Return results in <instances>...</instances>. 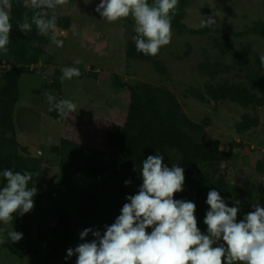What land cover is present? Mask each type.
Masks as SVG:
<instances>
[{"label": "trees", "instance_id": "1", "mask_svg": "<svg viewBox=\"0 0 264 264\" xmlns=\"http://www.w3.org/2000/svg\"><path fill=\"white\" fill-rule=\"evenodd\" d=\"M77 1L62 0L60 4H55V0H52L55 5L52 8L46 5L33 8L31 0H28L27 7L23 5V0H10L12 29L6 46L8 51H0V171L12 169L21 173H34L29 187L35 184L37 188L33 209L38 220L35 224L25 222L32 209L23 216L14 214L13 221L5 224L13 225L10 227L13 228L19 219L24 221L19 231L23 238L15 242V246H24L29 254L34 242L41 244L42 250L35 251L36 256H33L41 257L40 264H76V255L67 257V250L93 239L89 233L85 241H81L80 233L84 229L92 228L103 234L104 226H111L115 222L123 205L128 202L126 197L135 195L142 185V162L156 154L164 157L163 163L168 167L179 165L184 169L183 191L175 193L174 199L191 201L196 205L194 215L197 226L202 234H207L204 219L209 210L206 200L210 190L218 191L229 207L235 206L236 200L240 201V208L245 205L242 179L239 176L231 179L229 175L241 171L234 162L237 158L235 146L231 144L228 150H224L216 141L205 139L210 119L201 123L190 120L175 95L166 88L143 81L129 82L114 76V89L125 90L128 97L123 123L100 120L94 123V127L79 123L83 130L92 129L86 135L96 131L100 143L95 144L94 140L87 143L85 137L79 140L62 137L59 145L50 148L52 159L41 155L33 157L26 149L25 153L21 152L14 120L21 100V82L25 76L35 75L42 61L50 62L52 58L47 51L50 37L45 32H39L33 23V16L46 21L55 17V29L72 31L75 25L71 16L61 15L57 8L75 5ZM190 1L178 0L176 14L171 21L172 29L179 35H210L216 49L223 55L233 56L232 65L206 61L201 63L200 70L212 78L222 72L236 71L237 78L244 73L246 80L232 82L221 79L216 84L209 82L203 89H193V96L201 102L230 101L242 108L264 106V65L260 57L253 54L255 65L249 64L243 56L235 53L231 44L234 37L264 36V21L237 34H229L215 25L190 29L183 22ZM148 3L152 4L153 0H148ZM24 15H27L28 23L32 25L31 31L26 33L18 28ZM129 17L121 19L127 20ZM53 32L54 29L48 30V33ZM135 34L132 31L125 43L126 58L151 62L159 74H165L167 68L163 62L137 52L132 40ZM118 50L112 51V54H117ZM250 50L247 49L246 55L252 53ZM54 76L59 80L54 78L50 85L45 82L44 89L60 90L62 73L56 70ZM55 104L51 102L52 106ZM52 113L60 118V123L63 122L57 111L53 110ZM67 126L73 129L77 127L74 122ZM243 127L244 123L239 130ZM256 169L264 173V160L257 162ZM126 180L131 183L126 185ZM5 183L0 177V187ZM224 260L222 258V264Z\"/></svg>", "mask_w": 264, "mask_h": 264}, {"label": "rangeland", "instance_id": "2", "mask_svg": "<svg viewBox=\"0 0 264 264\" xmlns=\"http://www.w3.org/2000/svg\"><path fill=\"white\" fill-rule=\"evenodd\" d=\"M100 2L78 0L75 5L57 8L61 15L71 16L75 28L72 31L57 28L52 34L46 31L50 37L47 51L52 56L51 61H42L37 73L25 76L21 82V100L14 119L21 152L25 153L26 149L33 157L41 155L52 159L50 148L59 145L62 137L78 140L85 137L87 143L92 140L95 144L100 143L96 131L86 135L92 129L83 130L80 124L94 127V123L100 120L122 124L128 97L125 90L114 89L113 78L119 76L129 82L143 81L172 92L182 111L193 122L201 123L209 118L211 123L206 129L205 139L216 141L224 150H228L231 144L235 146L237 158L234 157V162L241 171L229 175L231 179L239 176L245 188V205L238 212L237 222L254 210L253 204L264 207V173L256 169L257 162L264 160V106L242 108L230 101L201 102L192 94L193 89H203L207 83L216 84L221 79L245 82L244 73L237 78L236 71L222 72L212 78L200 70L201 63L206 61L232 65L233 56L223 55L216 49L210 35H179L172 29L170 44L152 56L167 68L165 74H159L151 62L128 60L125 56V43L135 28L134 19L130 16L127 20L108 22L95 11ZM209 18L229 34L241 33L247 27L264 21V0H191L183 22L190 29H199L207 27L204 22ZM57 39L63 41L62 47L54 43ZM231 44L235 53L243 56L249 64L255 65L253 54L256 53L260 59L264 56V36L234 37ZM247 49L252 53L246 55ZM114 50H118L117 54H112ZM64 67H76L81 75L63 82L60 80V90L44 89L45 82L50 85L54 78L59 80L54 76L55 71L62 73ZM46 94L52 95L55 103L63 99L73 101L77 105L76 111L66 117L60 115L63 120L60 123V118L49 111V107L54 106L49 104ZM72 122L77 126L74 129L67 126ZM243 123V129L239 130ZM36 215L33 209L25 222L37 223ZM23 224L24 221L19 219L14 224L15 228H10L13 225L6 226L0 222V236L7 240V232H19ZM15 245L10 240L0 244V264L41 263V257H33L36 256L35 251L42 250L41 244L34 242L29 254L24 246L17 248Z\"/></svg>", "mask_w": 264, "mask_h": 264}, {"label": "clouds", "instance_id": "3", "mask_svg": "<svg viewBox=\"0 0 264 264\" xmlns=\"http://www.w3.org/2000/svg\"><path fill=\"white\" fill-rule=\"evenodd\" d=\"M62 0H55L60 4ZM28 6V0H23ZM46 5L54 7L52 0H31L33 8ZM178 0H101L95 11L108 22H115L129 15L135 21L132 40L138 53L156 56L172 39V17L176 14ZM10 0H0V51L7 53L12 29L9 10ZM18 24L21 32L31 31L27 15ZM39 32L55 29V17L44 20L33 16ZM211 27L216 22L209 18L204 22ZM58 47L62 40H54ZM78 63V61H77ZM264 64V56L261 57ZM76 67L62 69L61 82L79 77ZM49 104L54 100L46 94ZM77 105L68 99L59 100L49 111H57L62 117L75 112ZM164 157L156 154L142 162L140 175L142 185L135 195L126 197V202L111 226L104 232L86 228L80 233L85 241L91 233V241L80 243L67 250V257L76 255V264H264V207L253 204L237 222L240 201L229 207L215 189L207 195L204 224L207 234H202L194 215L196 205L191 201L174 199V194L183 191L184 169L179 165L168 167ZM34 173L4 169L0 177L6 181L0 187V222L10 224L14 214L23 216L34 208L37 195L35 184L29 187ZM126 180L125 184H130ZM151 229V231H147ZM23 234L15 230L7 232V240L19 242ZM7 240L0 236V244ZM223 243L218 244L219 241ZM218 245V246H214Z\"/></svg>", "mask_w": 264, "mask_h": 264}]
</instances>
